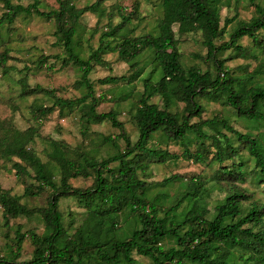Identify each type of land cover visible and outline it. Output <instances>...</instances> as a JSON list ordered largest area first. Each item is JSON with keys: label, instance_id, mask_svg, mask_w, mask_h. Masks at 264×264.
I'll return each mask as SVG.
<instances>
[{"label": "trees", "instance_id": "trees-1", "mask_svg": "<svg viewBox=\"0 0 264 264\" xmlns=\"http://www.w3.org/2000/svg\"><path fill=\"white\" fill-rule=\"evenodd\" d=\"M56 7L39 11L38 1L31 0L23 6L10 0H0V40L12 22L19 16H30L51 20L54 26L55 44L61 49V67L71 65L78 71L72 84L80 92L75 99L56 97L51 90L38 86L28 87L26 76L19 78L18 97L43 95L50 105L32 104L31 118L40 121L56 111L58 116L74 109H83L85 124L108 122L119 131L117 138L102 137L100 143L116 147L114 140L123 143V149L105 158L87 156L63 141L46 139L45 156L56 168L54 182L49 177L46 164L39 161L30 145L38 135L36 128L23 131L9 124L0 126V158H15L11 168L22 186L23 198L49 195L44 207L29 208L20 203V198L0 189V209L4 226L18 217L38 218L43 230L40 235L20 227L14 230L13 243L19 252L24 238L32 247L31 259L21 264H136L132 255L145 258L150 264H264V202L251 200V193L230 189L213 208V215L206 219L203 213L191 207L175 221V211L184 202L197 203L207 197L204 182L190 179L186 190L172 205L164 207L166 196L152 193L155 187H166L176 177L170 176L159 183H146L139 178L150 164H165L180 159L193 164L213 163L218 166L210 177V183L237 182L243 180L245 162L241 152L253 162V171L264 183V151L259 144L261 138L249 132L240 133L232 128L226 118L213 116L201 119L203 113L199 101L219 103L230 108L236 118L250 128L264 124V84L256 79L264 75V63L258 56L264 52V0H158L159 18L155 26L144 34L130 36L122 30L133 20H141L139 4L133 1L128 13H118L119 21L111 25L108 12L102 4L111 0H95L81 9L74 0H54ZM236 4L245 1L253 9L248 21H237L228 40L220 45L214 42L222 37L225 27L235 16L223 19L221 25V3ZM83 13H94L99 18L108 13L104 31H101L97 47L85 59L74 52L73 36L76 24ZM176 35L199 33L201 46L205 50V70L197 65L183 67L178 51ZM7 28V29H6ZM248 38L251 46H241L239 41ZM113 42V45H111ZM8 49L0 53L1 75L8 74L5 62ZM116 52L119 62L127 65V77H104L100 85L119 82L131 84L140 79L142 92L136 100L131 120L137 132L132 143L113 111L97 113L101 102L95 97L88 75L94 66H105L101 56ZM231 51L235 58L252 59L255 69L242 78L232 76L219 57ZM145 52L150 59L144 66L139 57ZM46 58L36 60L38 66ZM209 65L215 71L212 76ZM147 69V71H146ZM144 72V73H143ZM158 97L161 108L149 100ZM121 100L128 97L122 95ZM119 101V100H117ZM181 105V107H179ZM196 119L192 122V119ZM229 135V136H228ZM154 137L156 141L178 146L179 154L166 149L147 146ZM117 149V147L115 148ZM231 162L230 164H228ZM115 164L114 167H109ZM252 172V173H254ZM77 178L91 179L84 188H74L69 181ZM72 198L84 210V219L71 234L63 229L58 201ZM121 217L120 219H118ZM119 222H123L121 226ZM165 240L170 245H162ZM17 254L0 258V264H18Z\"/></svg>", "mask_w": 264, "mask_h": 264}, {"label": "rangeland", "instance_id": "rangeland-1", "mask_svg": "<svg viewBox=\"0 0 264 264\" xmlns=\"http://www.w3.org/2000/svg\"><path fill=\"white\" fill-rule=\"evenodd\" d=\"M12 4H21L23 6L31 2V0H10ZM39 11H48L56 7L54 0H37ZM95 0H74V6L81 9ZM134 0H111L102 4L105 12H108L111 19V25H115L119 21L118 13H128ZM139 4V17L141 20L131 21L123 30L122 33L130 36H138L149 31L155 26L156 20L159 18L160 12L158 0H136ZM0 3V14L2 13ZM105 13V16H108ZM221 25L223 19L235 16V20L225 27L224 34L221 38L214 42L215 45H220L228 40L232 29L237 21H248L253 16V9L245 3L239 1L237 4L230 1L227 5L221 3ZM98 17L94 13H83L76 24V32L73 36L74 52L80 58L85 59L91 50H94L98 44V38L101 31H104V26L107 18ZM3 35V40H0V53L4 49H8V60L5 62V67H8V74L1 75L0 70V126L1 124H9L18 131H23L28 127L36 128L38 135L34 137L33 143L30 145L40 162L46 164L49 171V177L56 179V168L51 161L45 156L47 150L46 139L59 140L66 143L71 148H77L87 156H93L96 159L105 158L114 154L117 150L123 149V143L119 139H115L116 147L101 144L102 137L117 138L119 131L112 128L106 121L102 123H88L80 118L83 109H74L69 112H64L62 116H58L56 111L52 112L45 119L36 121L31 118L29 107L34 104L50 105V100L43 95L29 96L25 98L18 97L19 87L16 81L26 76L28 87L38 86L44 90H51L56 97L62 99H75L80 96V92L72 86L78 78V71L75 67L68 65L61 67L60 61L54 59V56L61 57V49L55 44L53 36L54 26L51 20L47 21L34 15L19 16L12 24H10ZM6 28V29H7ZM177 39L178 51L181 55V63L183 67L197 65L201 71L205 70V64L199 59L205 56V50L201 46L199 33L177 36L176 27H172ZM264 35L260 32V37ZM241 46H251L248 38H242L239 41ZM113 42H111V45ZM148 54L143 52L139 57V63L144 66V61L149 64L150 59ZM231 51L224 52L219 59L223 60V66L227 68L232 76L242 78L245 74L251 73L258 62L247 59L243 60L235 58ZM43 56L46 62L40 66L36 64L38 57ZM105 62V66H94L88 75V79L92 85L95 97H100L101 102L96 108L97 113H106L113 111L117 114V121L123 126L129 140L133 143L137 138V132L131 117L134 113L136 100L142 92L140 79L135 80L131 84H123L121 82L113 85H100L98 81L104 77H127L130 71L127 65L121 63L117 59L116 52H106L101 56ZM258 61L264 63V52L258 56ZM211 75H215V71L209 65ZM1 69V68H0ZM147 71V69H146ZM144 73V72H143ZM258 84H264V75L256 79ZM122 95L128 97L121 100ZM119 100V101H117ZM203 108L201 119H210L213 116L226 118L233 129L240 133L249 132L252 136L261 138L259 144L264 151V124L256 129L250 128L245 122L236 118L234 112L219 103L207 101H199ZM161 108V103L158 97H153L149 100ZM181 107V105H179ZM196 119H192L195 122ZM229 136V135H228ZM155 148L166 149L170 153L179 154L180 149L166 142H157L156 137L147 144ZM241 157L245 162V171L243 180L237 182H220L221 184L215 189L216 183H210V177L217 170L218 166L213 163H204L201 165L193 164L190 161L178 160L175 162H167L165 164H150L144 175L138 173L139 178L146 183H159L170 176L176 177L175 181L166 187H155L152 193H157L166 196V200L162 202L164 207H168L180 197L186 190V186L190 179H196L199 182H204L203 185L207 189V197L197 203L184 202L178 210L175 211V221H179L182 215L191 207L203 213L205 218H210L214 211V206L219 203L224 195L236 187L238 190H245L251 193V200L264 202V183H257L259 178L258 173L253 171V162L241 152ZM17 160L15 158H0V189L8 190L10 194L20 198V203L32 207H44L46 204L48 191H44L40 196L33 198H23L22 186L20 181L15 177L11 166ZM229 162L228 164H230ZM115 164H110L109 167H114ZM254 172V173H252ZM74 188L84 189L91 184V179L77 178L69 181ZM58 209L61 213L62 226L68 234H71L74 229L80 225L85 217L84 210L72 198H61L58 201ZM119 217L118 219H120ZM123 222H119L121 226ZM20 227L21 233L26 231L34 232L40 235L43 230L41 221L36 217L24 218L18 217L15 220L7 222L4 226V221L1 216L0 209V258L8 259L11 255L17 254L15 262L18 264L26 263L31 259L32 247L28 239L24 238L20 246L19 252L16 253L13 238L14 230ZM162 245L168 246L165 240ZM136 264H150L145 258L132 255ZM236 260V264H239Z\"/></svg>", "mask_w": 264, "mask_h": 264}]
</instances>
